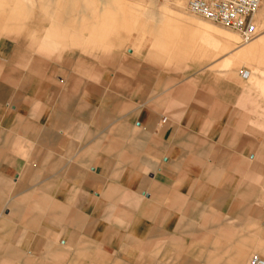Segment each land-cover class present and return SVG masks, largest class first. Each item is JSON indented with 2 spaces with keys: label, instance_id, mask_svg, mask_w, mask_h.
<instances>
[{
  "label": "crops",
  "instance_id": "obj_1",
  "mask_svg": "<svg viewBox=\"0 0 264 264\" xmlns=\"http://www.w3.org/2000/svg\"><path fill=\"white\" fill-rule=\"evenodd\" d=\"M98 1L99 14L90 16L82 11L86 0H45L49 22L35 23L57 41L75 45L82 29L90 43L117 48L125 40L119 29L132 27L125 3ZM22 13L16 0H0V28H17ZM160 17L149 11L141 22L152 48L181 44L178 30ZM223 33L232 44L235 34ZM255 40L230 51L226 64L264 61V32ZM49 70L48 80L43 69L0 70L1 239L65 245L88 234L112 251L141 240L146 255L160 240L180 253L203 211L205 231L221 226L229 241L228 263L245 264L251 250L264 246V138L258 145L253 106L217 99L207 112L204 101L192 108L186 92L159 98L124 90L120 74L94 83L86 65ZM190 257L175 255L174 264H194Z\"/></svg>",
  "mask_w": 264,
  "mask_h": 264
},
{
  "label": "rangeland",
  "instance_id": "obj_2",
  "mask_svg": "<svg viewBox=\"0 0 264 264\" xmlns=\"http://www.w3.org/2000/svg\"><path fill=\"white\" fill-rule=\"evenodd\" d=\"M121 1L125 3V15L131 18L132 27L119 29L125 36L123 45L105 48L99 40L90 43L82 29L79 32L83 37L75 45L44 37L42 27L35 22L38 18L46 19L42 25L47 26L49 22V13L42 6L45 0H16L24 13L17 19V28H0V70L43 69V77L48 80L53 79V75L46 74L51 72V67L86 65L93 72L94 83L102 74L107 75L110 82L113 75L120 74L124 79L120 86H124V90L139 91L147 97L157 93L159 98H162V92H186L192 108L198 107V101H204L207 112L215 111L214 100L217 99L234 101L239 107L248 103L249 107H254L259 145V140L264 138V61L252 59L248 64L234 61L226 64V61L236 48L249 45L264 32V0L254 13L257 34L249 43H242L241 37L229 27L203 20L188 11L187 0ZM181 2L183 6L178 7L176 4ZM84 7L82 11L91 16L100 10V1L86 0ZM149 11H159L161 17L158 22L168 23L178 30L181 44L152 48L154 38L140 28ZM121 19L119 15L117 21L123 25ZM80 20L78 14L77 22ZM226 30L236 36L232 44L225 43L223 32ZM244 70L250 72L246 78L240 74ZM43 77L34 76V79ZM46 89H51V85ZM249 113L252 114L251 111ZM197 133L200 140L203 131ZM197 217L194 228L197 233L183 236L180 253L169 249L171 246L165 242L158 244L160 240H156L151 245V252L145 255L141 240L137 246L118 247L112 251L96 244L88 234H84L79 242L65 245L59 241L47 243L43 237H38V243L6 237L0 238V264H174L173 256L179 254L190 255L194 264H214V258L219 260V264H230L227 262L229 255L225 253L231 249H224V244L228 245L229 241L223 240L221 226H209L207 232L204 212L198 211ZM257 254L264 258V246L259 251L251 250L245 264ZM210 255L211 263H207ZM147 257L151 259L144 261Z\"/></svg>",
  "mask_w": 264,
  "mask_h": 264
},
{
  "label": "built area",
  "instance_id": "obj_3",
  "mask_svg": "<svg viewBox=\"0 0 264 264\" xmlns=\"http://www.w3.org/2000/svg\"><path fill=\"white\" fill-rule=\"evenodd\" d=\"M186 4L188 11L201 19L235 31L241 37L242 43L252 41L257 34L253 17L261 0H187ZM241 75L246 78L249 72L244 70ZM248 264H264V258L253 255L249 258Z\"/></svg>",
  "mask_w": 264,
  "mask_h": 264
},
{
  "label": "bare ground",
  "instance_id": "obj_4",
  "mask_svg": "<svg viewBox=\"0 0 264 264\" xmlns=\"http://www.w3.org/2000/svg\"><path fill=\"white\" fill-rule=\"evenodd\" d=\"M256 41V40H255ZM249 43V42H248ZM256 46V45H255ZM262 46V45H261ZM253 48V47H252ZM260 48V47H259Z\"/></svg>",
  "mask_w": 264,
  "mask_h": 264
}]
</instances>
